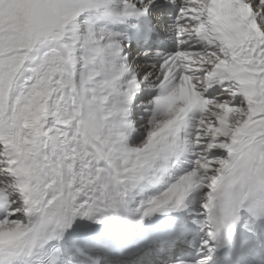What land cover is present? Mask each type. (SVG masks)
<instances>
[{
	"label": "snow or ice",
	"instance_id": "obj_1",
	"mask_svg": "<svg viewBox=\"0 0 264 264\" xmlns=\"http://www.w3.org/2000/svg\"><path fill=\"white\" fill-rule=\"evenodd\" d=\"M0 264H264V0H0Z\"/></svg>",
	"mask_w": 264,
	"mask_h": 264
}]
</instances>
